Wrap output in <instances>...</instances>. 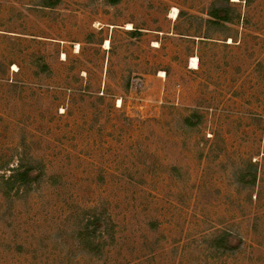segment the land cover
I'll use <instances>...</instances> for the list:
<instances>
[{
	"label": "rangeland",
	"instance_id": "374dc122",
	"mask_svg": "<svg viewBox=\"0 0 264 264\" xmlns=\"http://www.w3.org/2000/svg\"><path fill=\"white\" fill-rule=\"evenodd\" d=\"M54 1L0 0V264H264V0Z\"/></svg>",
	"mask_w": 264,
	"mask_h": 264
},
{
	"label": "trees",
	"instance_id": "16d2710c",
	"mask_svg": "<svg viewBox=\"0 0 264 264\" xmlns=\"http://www.w3.org/2000/svg\"><path fill=\"white\" fill-rule=\"evenodd\" d=\"M109 1V0H108ZM119 0H110L111 4H116ZM59 2V0H55L54 3H47V7H50L52 5H55ZM212 17L214 18V21L221 20V21H227V18H220L217 12H213ZM34 168L29 163H24L23 161L20 162L17 167H15L12 170V173L6 180H4V184L7 188H10V190L17 189L21 190L22 188L28 189L33 186L35 182H38L39 177L33 176L34 174ZM256 181V175L252 172L251 173V181L250 184H253ZM241 182L242 179H241ZM100 220L96 217L90 218L87 220V222L83 226V233L85 234V240L87 242L94 244V239L98 236L99 230L101 228L100 226ZM93 239V241H91ZM216 246L220 249H224L227 251L230 247L227 246L226 240L222 237L218 240L214 241Z\"/></svg>",
	"mask_w": 264,
	"mask_h": 264
},
{
	"label": "bare ground",
	"instance_id": "6f19581e",
	"mask_svg": "<svg viewBox=\"0 0 264 264\" xmlns=\"http://www.w3.org/2000/svg\"><path fill=\"white\" fill-rule=\"evenodd\" d=\"M176 13V12H175ZM176 14H174V16H175ZM106 48H109V46H110V44H109V42L107 41L106 42ZM192 63H191V69H198V62H197V59H195V58H193L192 59V61H191Z\"/></svg>",
	"mask_w": 264,
	"mask_h": 264
}]
</instances>
